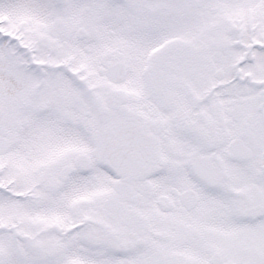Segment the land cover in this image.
<instances>
[{"label": "snow or ice", "instance_id": "obj_1", "mask_svg": "<svg viewBox=\"0 0 264 264\" xmlns=\"http://www.w3.org/2000/svg\"><path fill=\"white\" fill-rule=\"evenodd\" d=\"M0 264H264V0H0Z\"/></svg>", "mask_w": 264, "mask_h": 264}]
</instances>
